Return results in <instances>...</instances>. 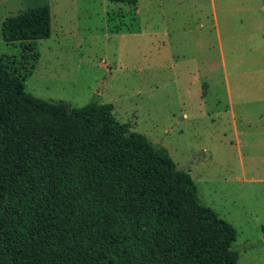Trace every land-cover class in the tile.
Here are the masks:
<instances>
[{
	"label": "trees",
	"instance_id": "obj_1",
	"mask_svg": "<svg viewBox=\"0 0 264 264\" xmlns=\"http://www.w3.org/2000/svg\"><path fill=\"white\" fill-rule=\"evenodd\" d=\"M50 34L47 4L0 25L6 43ZM113 109L37 97L0 56V264H238L236 228Z\"/></svg>",
	"mask_w": 264,
	"mask_h": 264
},
{
	"label": "rangeland",
	"instance_id": "obj_2",
	"mask_svg": "<svg viewBox=\"0 0 264 264\" xmlns=\"http://www.w3.org/2000/svg\"><path fill=\"white\" fill-rule=\"evenodd\" d=\"M209 2L0 0V25L34 6L47 4L51 11L48 38L6 43L0 35V56L37 97L69 108L94 97L112 103L116 118L164 146L189 172L200 199L236 228L238 264H264V198L256 193L262 186L244 181L241 164V157L257 155L263 137L260 123L252 119L247 128L239 115L249 94L244 78L258 74L243 75L247 36L227 43V36L205 35ZM232 44L233 71L227 62ZM245 105L253 117L258 106ZM231 107L239 116L234 122Z\"/></svg>",
	"mask_w": 264,
	"mask_h": 264
},
{
	"label": "crops",
	"instance_id": "obj_3",
	"mask_svg": "<svg viewBox=\"0 0 264 264\" xmlns=\"http://www.w3.org/2000/svg\"><path fill=\"white\" fill-rule=\"evenodd\" d=\"M209 1L211 7V19L208 28L205 27L204 23L199 22V27H205L207 29V34H205L206 36H211L209 33L213 34V36H227V43L235 36L248 37L247 46H244L245 51L243 53V75L249 73H256L258 75L254 78L251 76L250 82H246L244 78V86L242 82L243 88L248 89L249 94L248 96H244V98H242L243 112H240L239 115L241 117L243 126H247V128H251L250 125L252 119H254L255 122L260 123L259 126L261 127V129L257 132V134L262 136L263 139H261L262 147L260 146L258 148L257 155H254V153H252L251 157H249L246 154L247 156L243 159L241 157L242 163L241 161L240 163L242 164L244 181H247L248 183H260L262 186L261 191H258L256 193L259 197L262 194L264 198V0ZM193 6H198V3H194ZM231 6L233 7L231 8ZM236 12H243V14H238V18L233 20L231 16L232 14L235 15ZM223 18L228 19L226 25L224 24L225 21H223ZM224 25L226 26V30H224ZM182 30L184 32L185 28H183ZM254 39L255 41L253 43H250V41ZM227 54L229 56V58H227V62L229 63V66L233 71L236 61L234 59L236 56L234 44L229 46ZM231 58H233L232 61ZM246 63L247 65H245ZM227 85H229L228 80ZM252 102L258 106L256 113L252 114L253 117H251V112L245 105ZM230 117L232 119V122H234L235 119L239 118V116L234 113L232 107ZM235 134L237 135L236 142L240 143L237 129L235 130ZM242 135L243 137L246 136L245 128L241 133V136ZM262 225L264 227V224ZM262 242L263 241H260L259 243Z\"/></svg>",
	"mask_w": 264,
	"mask_h": 264
}]
</instances>
